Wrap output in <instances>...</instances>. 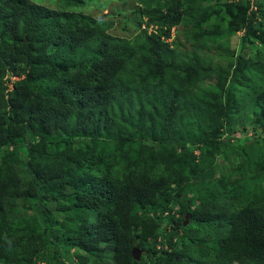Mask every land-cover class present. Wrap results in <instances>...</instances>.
Listing matches in <instances>:
<instances>
[{"label":"trees","instance_id":"1","mask_svg":"<svg viewBox=\"0 0 264 264\" xmlns=\"http://www.w3.org/2000/svg\"><path fill=\"white\" fill-rule=\"evenodd\" d=\"M61 1L0 0V264H264V176L200 164L232 157L245 122L264 133V0H132L130 38ZM180 28L206 46L242 33L240 51L206 64Z\"/></svg>","mask_w":264,"mask_h":264},{"label":"rangeland","instance_id":"2","mask_svg":"<svg viewBox=\"0 0 264 264\" xmlns=\"http://www.w3.org/2000/svg\"><path fill=\"white\" fill-rule=\"evenodd\" d=\"M38 4L45 5L47 7H53L54 9H68L63 1L59 0H33ZM85 6L81 9H76L80 12L89 14L95 18H101L113 22V27L109 28L108 32L114 36L130 38L139 32V26L137 23L138 16L133 12L134 11V2L132 0H84ZM227 0H222V3H226ZM213 4H216L214 2ZM208 5H211L210 3ZM226 7L223 4H218L214 6ZM227 8L223 9L222 16L225 17L226 23H222V27L218 28L222 31L227 23L232 22L234 16L232 12L227 11ZM70 9V8H69ZM229 9V8H228ZM230 10V9H229ZM189 29V28H188ZM186 28H180L174 31L175 41L179 43L181 48L185 51L194 52L200 57L205 63L211 64L214 67L220 65L223 67H228L229 64L233 62L232 53L236 56L240 51V39L242 33H237L231 37H215L217 39L222 38L218 44H209L202 45L201 41L192 39V31ZM227 48V50L220 49L222 45ZM218 45V46H217ZM220 47V48H219ZM232 52V53H231ZM215 76H212L211 79L206 80L205 85H214L216 84ZM236 129L239 131L241 136V143H236L232 157H227L224 153L218 155L214 148H207L205 150V158L200 160L202 167L206 169H213L217 175L223 178L225 182L235 181L237 179H249V176L252 177L255 174H260L264 176V133L261 129H257L253 123H243L241 126H237ZM218 147L221 150H224L226 147V138L219 140L217 142ZM84 143L79 142L73 148L76 153H81L83 151ZM247 147L252 152L254 156H249L248 158L243 157L242 149ZM235 150L238 151L240 157L235 154ZM55 153H48L43 159H51ZM1 156V153H0ZM39 156V154H37ZM42 158V156L40 157ZM27 156L22 155L20 162L18 163V172L24 182L29 180L28 173L26 170ZM203 161V163L201 162ZM249 168L253 169L252 173L249 172ZM198 183L195 182L196 186ZM173 189L176 187L179 189L178 184L174 182L170 185ZM188 184L180 185V188H186ZM179 192V191H178ZM186 195L192 196L189 192H185ZM190 194V195H189ZM21 209H24L23 206H19ZM179 203L174 205V209L179 210ZM60 216V215H59ZM61 217V216H60ZM189 224V223H188ZM186 224L185 226H187ZM189 242V240H186ZM211 239H207V243H210ZM48 254H51V247L49 245L46 247Z\"/></svg>","mask_w":264,"mask_h":264},{"label":"clouds","instance_id":"3","mask_svg":"<svg viewBox=\"0 0 264 264\" xmlns=\"http://www.w3.org/2000/svg\"><path fill=\"white\" fill-rule=\"evenodd\" d=\"M143 29H144V27H143ZM146 29V28H145ZM154 31V29L153 28H150V33L151 32H153ZM173 36H174V32H173ZM13 76H15V77H17V80H15L14 82L11 80V77H13ZM22 78L21 77H19V76H17V75H14V74H10V75H8V76H6V78H5V80H6V82H5V84H6V86H7V88H8V91H13L14 90V85H15V83L16 82H20V80H21ZM138 248V247H137ZM139 249V248H138ZM142 251V250H141ZM143 252V251H142ZM143 255H144V253H143ZM143 255H142V257H143ZM134 258V257H133ZM142 259V258H141ZM135 260V259H134ZM139 261H141V260H139Z\"/></svg>","mask_w":264,"mask_h":264},{"label":"water","instance_id":"4","mask_svg":"<svg viewBox=\"0 0 264 264\" xmlns=\"http://www.w3.org/2000/svg\"><path fill=\"white\" fill-rule=\"evenodd\" d=\"M188 222L189 221L186 219L185 225L188 224ZM142 255H143V252L140 249H138L137 247H134V249H133V257H134V259L136 261H139V260H141Z\"/></svg>","mask_w":264,"mask_h":264},{"label":"built area","instance_id":"5","mask_svg":"<svg viewBox=\"0 0 264 264\" xmlns=\"http://www.w3.org/2000/svg\"><path fill=\"white\" fill-rule=\"evenodd\" d=\"M146 27L144 26V29H145ZM11 80L14 82L15 80H17V77H15V76H13V77H11Z\"/></svg>","mask_w":264,"mask_h":264}]
</instances>
